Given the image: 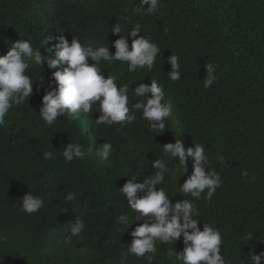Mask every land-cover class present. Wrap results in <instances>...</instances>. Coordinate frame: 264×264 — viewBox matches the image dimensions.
Returning a JSON list of instances; mask_svg holds the SVG:
<instances>
[{"label": "trees", "instance_id": "obj_1", "mask_svg": "<svg viewBox=\"0 0 264 264\" xmlns=\"http://www.w3.org/2000/svg\"><path fill=\"white\" fill-rule=\"evenodd\" d=\"M166 1L180 11L177 22L169 26L170 34L161 41L164 50L154 69L123 72L117 61H102L100 67L105 78L110 73L118 84L129 86L131 106L140 99L134 87L149 78L165 84L167 97H183L187 111L177 117L172 132L193 146L204 145L211 167L223 179L210 202L203 199L206 192L192 201L200 213L201 230L210 222L222 234L226 260L249 264L251 252H264V0ZM119 14V7L109 2L0 0V56L20 39L52 58L62 37L69 43L75 37L84 46L109 47L113 36L122 35L111 31ZM49 36L51 40L43 45ZM177 51L183 65L180 80L173 83L163 67L165 56ZM29 63L26 74L33 80V95L13 106L0 126V264H120L124 245H130L132 236L125 235L116 216L126 215L123 227L130 232L139 223L119 188L132 175L139 174L137 182H142L154 173L151 163L162 154L160 142L139 112L136 121L124 127L96 125L100 112L95 106L88 116L59 117L49 127L38 114L57 69H49L47 61L41 66ZM207 63L214 64L217 80L205 89ZM106 141L113 153L104 161L96 151ZM69 143L83 145V159L65 163L62 147ZM45 152H52V158L44 159ZM218 155L224 156L222 164ZM169 168L176 179L166 175L157 190L163 188L173 203L192 199L179 194L180 171ZM243 170L249 172L248 178L241 175ZM29 192L44 200L32 215L21 211L20 200ZM69 193L75 197L72 201L66 199ZM77 217L86 227L73 237ZM248 233L254 234L253 241L244 239ZM183 248L182 239L158 243L157 251L148 254L153 256L151 264H181L169 251L179 253ZM126 264L150 262L129 256Z\"/></svg>", "mask_w": 264, "mask_h": 264}, {"label": "clouds", "instance_id": "obj_2", "mask_svg": "<svg viewBox=\"0 0 264 264\" xmlns=\"http://www.w3.org/2000/svg\"><path fill=\"white\" fill-rule=\"evenodd\" d=\"M75 4H95L109 2L120 9L118 20L113 24V34H121L118 39L114 36L109 40V47L84 46L75 37L69 41L62 37L55 58L43 56L39 50L33 49L31 42L20 39L12 43L6 55L0 56V126L5 124V116L13 106H20L29 101L33 95V80L26 73L29 71V61L42 65L47 61L52 72L51 81L47 84L39 119L49 127L57 123L59 117L69 118L88 116L93 113L95 106L100 115L95 119L96 125H113L124 127L136 121V113L147 123L149 132H153L160 142L159 158L152 161L154 173L147 175L142 182H137L138 175H132L121 188L120 194L127 200L132 209L135 221L139 223L130 232L125 225L124 214L116 216L122 231L131 233L130 245H124L126 251L122 254L120 264H126L129 256L145 258L150 264L153 256L148 255L157 251V244H170L183 241L184 248L177 253L174 249L169 255L175 254L181 264H230L221 252L222 234L210 222L200 227V213L193 200L202 198L211 201L217 188L223 184L221 174L211 167L208 151L202 144H191V141L174 134L172 126L177 124V117L187 111V103L183 97L174 95L167 97L165 84L161 80L147 79L134 87V95L139 97L135 103L129 102V86L118 84L112 74H107L100 67L101 62H120L123 72L133 73L138 69L151 72L163 54L161 41L169 35V26L177 22L176 12L180 11L166 0H65ZM145 20L154 23L149 26ZM51 37H46L43 45H47ZM51 52V49H49ZM90 61L92 63H90ZM183 59L181 53H168L165 56L164 71L168 78L175 83L181 78ZM60 66H63L62 69ZM206 75L203 87L208 89L216 82L214 64L205 65ZM106 74V73H105ZM43 87V77L41 78ZM39 91V89H37ZM131 107V108H130ZM170 132V138L160 141L161 137ZM100 158L107 161L113 153L109 142L101 145L96 151ZM65 163L75 159H83V145L69 143L62 147ZM52 152H45L44 159H51ZM217 162L223 163L224 156L218 155ZM174 166L180 171L181 183L179 194L192 199L176 200L169 198L165 190L157 186L165 182L166 175L176 179V174L169 168ZM241 175L249 177V172L243 170ZM255 180V174H252ZM142 194V195H138ZM69 193L68 201L74 199ZM21 201V211L32 215L43 206L44 200L31 192L25 194ZM68 209L64 212L67 213ZM85 223L76 218L71 228V236L76 237L84 231ZM253 233H248L244 239L254 240ZM3 238H0L2 240ZM112 243V241H108ZM249 264H264V252L255 251L247 256Z\"/></svg>", "mask_w": 264, "mask_h": 264}]
</instances>
